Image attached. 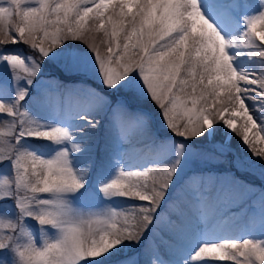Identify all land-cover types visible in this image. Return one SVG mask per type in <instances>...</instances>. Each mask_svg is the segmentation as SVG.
I'll return each mask as SVG.
<instances>
[{
    "label": "snow or ice",
    "instance_id": "obj_1",
    "mask_svg": "<svg viewBox=\"0 0 264 264\" xmlns=\"http://www.w3.org/2000/svg\"><path fill=\"white\" fill-rule=\"evenodd\" d=\"M246 7L0 0V264H264V0Z\"/></svg>",
    "mask_w": 264,
    "mask_h": 264
},
{
    "label": "rangeland",
    "instance_id": "obj_2",
    "mask_svg": "<svg viewBox=\"0 0 264 264\" xmlns=\"http://www.w3.org/2000/svg\"><path fill=\"white\" fill-rule=\"evenodd\" d=\"M246 4L248 7H246L245 11H247L248 15L255 14V12L258 10L256 9L259 4L261 3V0H245ZM82 47V46H81ZM10 50L12 51H22L23 49L18 47V46H10ZM256 67H259L257 64ZM49 73V69H45L43 75H47ZM10 74L8 73L7 69L0 65V80H7L9 79ZM0 119H3L2 116H0ZM258 147H264V144H258ZM160 158L154 153H140L137 156H134L132 158V164L135 165L136 167H139V165L145 160V159H157ZM8 169L7 165H0V175L7 174ZM111 177V172L107 174L106 178ZM89 187L92 191L96 193L97 199H92V200H77L74 202V206L79 208L82 211L85 212H91V211H97L100 210L101 208L105 207L104 201L99 198V192L98 189L95 186L94 179L90 180L89 182ZM258 191V189H257ZM117 206L121 203L119 200L115 201ZM238 217L243 216V212L237 214ZM34 223V222H33ZM37 237L39 238V233H36ZM248 235L255 236L257 238H261V231L259 229V226L257 224L256 227L254 228H249L247 230H227V229H217L215 232V237L220 238V237H228V236H243L247 237ZM211 259L214 261V264H234L232 261H217L215 258H207Z\"/></svg>",
    "mask_w": 264,
    "mask_h": 264
}]
</instances>
